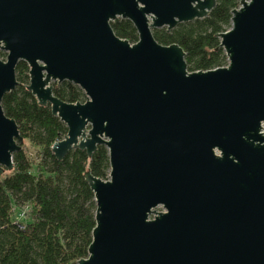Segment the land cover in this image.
Returning <instances> with one entry per match:
<instances>
[{"label": "water", "instance_id": "95a60500", "mask_svg": "<svg viewBox=\"0 0 264 264\" xmlns=\"http://www.w3.org/2000/svg\"><path fill=\"white\" fill-rule=\"evenodd\" d=\"M216 0H0V175L23 141L2 99L26 89L67 127L51 151L108 150L107 179L87 170L96 203L78 264H264V0H240L217 34L227 64L189 71L167 31ZM128 19L130 43L111 22ZM69 81L84 102H66Z\"/></svg>", "mask_w": 264, "mask_h": 264}, {"label": "trees", "instance_id": "16d2710c", "mask_svg": "<svg viewBox=\"0 0 264 264\" xmlns=\"http://www.w3.org/2000/svg\"><path fill=\"white\" fill-rule=\"evenodd\" d=\"M239 1L216 0L207 16L179 23L169 31L154 28L152 34L159 43L179 44L189 71L225 66L227 57L217 34L230 27L231 10ZM111 27L130 43L138 39L128 19L117 18ZM0 56L4 59L6 53ZM28 70L25 61L17 63L18 84L2 99L4 113L15 120L23 141L12 155L13 168L0 175V264H78L88 255L95 226L96 203L84 174L89 170L107 179L108 150L100 144L89 157L85 150L73 148L57 160L51 146L63 138L67 127L52 115L49 105H39L26 89ZM52 85L54 95L63 101L86 99L69 81ZM30 149H35L34 159ZM22 210L25 217L17 219Z\"/></svg>", "mask_w": 264, "mask_h": 264}, {"label": "built area", "instance_id": "2783aa9c", "mask_svg": "<svg viewBox=\"0 0 264 264\" xmlns=\"http://www.w3.org/2000/svg\"><path fill=\"white\" fill-rule=\"evenodd\" d=\"M264 127V125H263ZM26 211V209H24ZM22 210L20 213H18L17 215V219H23L25 217V211Z\"/></svg>", "mask_w": 264, "mask_h": 264}, {"label": "rangeland", "instance_id": "374dc122", "mask_svg": "<svg viewBox=\"0 0 264 264\" xmlns=\"http://www.w3.org/2000/svg\"><path fill=\"white\" fill-rule=\"evenodd\" d=\"M30 157L33 159L36 157L35 149H30Z\"/></svg>", "mask_w": 264, "mask_h": 264}, {"label": "flooded vegetation", "instance_id": "af4514ba", "mask_svg": "<svg viewBox=\"0 0 264 264\" xmlns=\"http://www.w3.org/2000/svg\"><path fill=\"white\" fill-rule=\"evenodd\" d=\"M2 52V51H1Z\"/></svg>", "mask_w": 264, "mask_h": 264}]
</instances>
